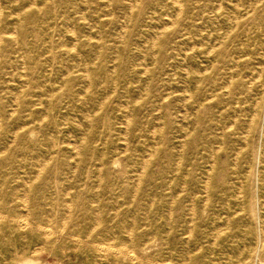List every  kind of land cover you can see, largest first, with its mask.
<instances>
[{
	"label": "rangeland",
	"instance_id": "rangeland-1",
	"mask_svg": "<svg viewBox=\"0 0 264 264\" xmlns=\"http://www.w3.org/2000/svg\"><path fill=\"white\" fill-rule=\"evenodd\" d=\"M166 263L264 264V0H0V264Z\"/></svg>",
	"mask_w": 264,
	"mask_h": 264
},
{
	"label": "bare ground",
	"instance_id": "bare-ground-1",
	"mask_svg": "<svg viewBox=\"0 0 264 264\" xmlns=\"http://www.w3.org/2000/svg\"><path fill=\"white\" fill-rule=\"evenodd\" d=\"M18 1V0H17ZM86 1V0H85ZM18 3V2H17ZM137 4V3H136ZM180 5V4H179ZM179 7V6H178ZM181 7V6H180ZM131 10V9H130ZM2 15V14H1ZM236 23V22H235ZM14 36V35H13ZM3 37V36H2ZM213 50V49H212ZM208 56V55H207ZM146 72V71H145ZM88 76V75H87ZM260 77V76H259ZM258 79V78H257ZM260 79V78H259ZM231 82V81H230ZM245 140V139H244ZM212 147V146H211ZM183 151V150H182ZM144 163H145V161H143ZM44 165H46V164H44ZM144 166V165H143ZM141 168H142V166H141ZM43 169V168H42ZM144 168H142V170H143ZM41 172V171H40ZM38 173V174H41V173ZM208 173V172H207ZM37 176V175H36ZM34 182V181H33ZM206 183V182H205ZM207 184V183H206ZM137 185H138V183H137ZM27 186H28V184H27ZM30 186V185H29ZM50 188V187H49ZM169 188V187H168ZM206 189V188H205ZM241 198V197H240ZM58 203V202H57ZM27 204V203H26ZM25 204V205H26ZM68 207H70V205L68 206ZM25 209V208H24ZM70 209V208H69ZM69 212V211H68ZM100 213V212H99ZM22 215V214H21ZM26 216V215H25ZM2 218V217H1ZM5 218H8V217H5ZM12 219V218H11ZM14 224L16 225V227H18L19 229H21V230H25V229H27V228H30L31 226H32V224L24 217V218H22V217H19V218H15L14 220ZM50 222V221H49ZM96 222V221H95ZM97 223V222H96ZM63 224H65L64 222H63ZM62 224V226H64ZM49 226V225H48ZM42 228V227H41ZM41 228L39 229V226H38V230H41ZM44 229V228H43ZM47 229V228H46ZM45 229V230H46ZM47 230H49V229H47ZM44 232V231H43ZM52 232V231H51ZM51 232H48V231H46V232H44L45 233V236L46 237H48V236H50V233ZM52 234H53V232H52ZM60 234V233H59ZM61 234H63V233H61ZM131 235V234H130ZM57 238V237H56ZM131 239V238H130ZM47 240V239H46ZM78 240V239H77ZM79 241V240H78ZM59 243V242H58ZM82 243V242H81ZM107 243V242H106ZM108 244V243H107ZM133 245V244H132ZM95 246V245H94ZM93 247V246H92ZM98 247V246H97ZM100 247V246H99ZM98 247V250L100 249L102 252H105V254H106V251L108 252V250H107V248H104V246L102 245L101 246V248H99ZM47 248V247H46ZM95 248V247H94ZM41 249V248H40ZM120 249V248H119ZM119 249H116V250H119ZM111 250V249H110ZM109 250V251H110ZM125 251H126V249H124ZM100 251V252H101ZM122 251V250H121ZM115 255L116 254H118L117 253V251H112ZM111 252V254H113ZM130 253V252H129ZM132 253V252H131ZM119 254H120V252H119ZM133 254V253H132ZM104 255V254H103ZM125 256L126 257H129V259L131 260V259H133V258H136V257H133L134 255H129L128 254V251H127V253L125 254ZM106 257V256H105ZM139 258H137L136 260H138ZM131 261H133V260H131ZM137 262V261H136ZM167 264V263H166Z\"/></svg>",
	"mask_w": 264,
	"mask_h": 264
}]
</instances>
